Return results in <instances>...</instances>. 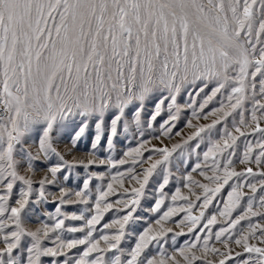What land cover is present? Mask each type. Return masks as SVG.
I'll list each match as a JSON object with an SVG mask.
<instances>
[{
  "label": "snow or ice",
  "instance_id": "obj_1",
  "mask_svg": "<svg viewBox=\"0 0 264 264\" xmlns=\"http://www.w3.org/2000/svg\"><path fill=\"white\" fill-rule=\"evenodd\" d=\"M0 264H264V0H0Z\"/></svg>",
  "mask_w": 264,
  "mask_h": 264
},
{
  "label": "rangeland",
  "instance_id": "obj_2",
  "mask_svg": "<svg viewBox=\"0 0 264 264\" xmlns=\"http://www.w3.org/2000/svg\"><path fill=\"white\" fill-rule=\"evenodd\" d=\"M207 91V90H206ZM203 94H201V97H197V103H199L202 100ZM188 101V97L187 95H184L180 98L179 102L183 105ZM218 106L216 100H214L213 102H211L204 110L205 113L209 112L213 107ZM152 109V104L149 103L147 106V110L151 111ZM186 118H191V109L190 108H185V110L182 112L181 114V122L177 125V129H183L184 131H188L185 128V121ZM212 117L210 116L209 119L207 121L201 119L200 123H210L211 122ZM195 122V121H194ZM155 128H158V125L154 126ZM221 126L217 125V128L219 129ZM177 129H174V131H176ZM121 135L118 136L116 138V142H115V149L112 153H109L106 150H102L99 153H97L98 157L100 159H104L108 156H112V158L114 159H119L122 157L123 152L126 151L129 147H135L137 144V141L140 139V135L138 132L135 131V129H131L129 131V133H127V139L124 138L122 129H121ZM95 132H94V127L90 128L86 133L85 136L81 138V141L79 142V144L77 145V147L75 149H72V154L71 155H67V149L71 147V145L69 144L68 141V137L67 135L61 137L56 144V147L59 151L64 152L66 154V158L70 161L72 160H87L92 158L89 155V150L91 148V142H92V137L94 136ZM158 135L157 131H154L153 129H148V128H144V139H151L153 144H158L159 142L156 141L155 139H152V137ZM251 139V138H250ZM179 140V137H175L174 140L172 142H177ZM165 143H169L168 141H165ZM102 146H103V142H102ZM35 150V149H33ZM145 155H147V153H145ZM51 162H55V157L52 158ZM191 163L195 162V156L192 157V160L190 161ZM123 167H127V165L123 166ZM120 170H123V168H121ZM190 170V169H189ZM88 171L91 172H115V169H108L105 166H100V167H96L93 166L91 169H89ZM175 172V169L173 170ZM183 171V169H181V172ZM44 174V170H39L37 172L36 175V179H38L41 175ZM65 174L69 175V179L67 181L63 180V176ZM88 172H86L83 168H73L71 169L69 172L65 173L62 172L60 174H58L59 176V182L57 186H53L47 189L48 192L52 193V194H58L59 191V187H65L68 189H72L75 190L78 187L82 186V180L84 178H86ZM180 173H176V175H179ZM100 181L97 180H93V183L91 185V187L93 188V191L95 190V185L99 184ZM151 182L149 184V189L148 191H151ZM114 199V198H113ZM142 206H146L145 202L142 201ZM83 205H68L65 206L62 210L64 211H68V212H72V211H76L79 212V210L83 209ZM55 211V206L52 203H47V204H42L40 205V213L39 216L41 219H46V216L44 215V213L46 212H53ZM114 214L113 213H108L105 216V221L109 220ZM136 215L138 216H142L144 217V220H141L137 223H130L126 229V231L129 232H136L138 233L139 231H141L144 227H146V220L152 219V217H150V215L147 212H143L138 210ZM33 222L28 224V227H32L34 228L35 226H37L38 221L36 220V217H33ZM81 222L79 221H68L66 222V224H72V225H78ZM168 227H174V225L169 222ZM69 236L72 235H79V234H67ZM171 236L172 233L169 234V239H168V243L166 245H164V247L169 251H173V247L172 245V241H171ZM189 237L188 236H180L176 238V244L178 246H182L185 240H188ZM153 251H155V247L153 246Z\"/></svg>",
  "mask_w": 264,
  "mask_h": 264
}]
</instances>
